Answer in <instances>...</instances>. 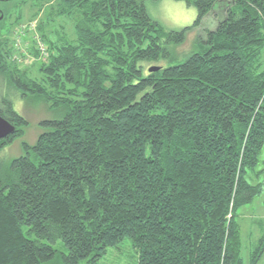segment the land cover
I'll return each instance as SVG.
<instances>
[{
    "label": "trees",
    "instance_id": "1",
    "mask_svg": "<svg viewBox=\"0 0 264 264\" xmlns=\"http://www.w3.org/2000/svg\"><path fill=\"white\" fill-rule=\"evenodd\" d=\"M176 1L198 15L168 32L145 0L4 1L31 20L47 9L36 76L15 60L22 15L1 9L0 76L58 116L0 165V264H100L126 240L138 264H246L241 210L264 192V0ZM0 115L17 127L1 153L29 122L7 99ZM261 231L249 264L264 257Z\"/></svg>",
    "mask_w": 264,
    "mask_h": 264
},
{
    "label": "rangeland",
    "instance_id": "2",
    "mask_svg": "<svg viewBox=\"0 0 264 264\" xmlns=\"http://www.w3.org/2000/svg\"><path fill=\"white\" fill-rule=\"evenodd\" d=\"M0 1H3V3H0V9L11 13L9 17L10 19L12 17L11 22H14L17 17L22 15V19L24 20V22H20L21 24L24 23L22 28L20 26H15L16 32L14 41H16V47L19 52L16 53L15 60H17L20 67L24 68L25 71H28L32 76H36L39 74L38 66L41 59L45 56V54H42L45 52H42V49L43 47L46 48V44L42 39V34L38 30V24L39 19L43 18L44 12L47 9L44 11L41 10L38 18L31 20V16L36 11L35 9L32 10L23 5H15L16 2L6 3L4 2L6 0ZM30 4L32 3L29 2L28 5L30 6ZM145 5L150 16L159 22L166 32L181 30L187 26L193 25L198 15L197 8L195 6H188L184 1L145 0ZM54 20L53 24L56 26L57 33L60 32L64 34V32H66L70 39L75 38L74 21L65 17L54 18ZM206 27L209 29L213 26L210 25ZM10 30H12V28H10ZM1 31L0 34L6 35V29ZM47 31L51 38L55 37L52 30L48 29ZM198 35L199 29L188 35L184 45L176 48V53L179 58H183L192 50L194 41ZM33 47H35L41 56L37 57L34 55L35 51ZM151 65L156 64H148L147 67ZM6 99L10 100L14 109L28 120L29 125L25 129V136L23 138L17 139L12 145L6 147L0 153V165L2 169L6 168L12 159L22 154L21 144L23 141L31 145L35 144L39 135L44 130L43 126H41L42 121L58 116L57 112L51 111L45 102L32 97L24 98L5 77L3 78L0 76V104ZM262 158L264 159V154ZM241 214L243 238L242 257L245 263L249 264L250 253L253 250V246L262 235L261 223H264V192L252 204L243 207ZM54 246L60 253L68 252L62 241H57ZM138 261L139 255L133 249L131 242L126 240L119 248L109 249L107 255L100 261V264H138ZM51 264H62V262L59 260ZM260 264H264V257Z\"/></svg>",
    "mask_w": 264,
    "mask_h": 264
},
{
    "label": "water",
    "instance_id": "3",
    "mask_svg": "<svg viewBox=\"0 0 264 264\" xmlns=\"http://www.w3.org/2000/svg\"><path fill=\"white\" fill-rule=\"evenodd\" d=\"M4 18V13L0 9V21ZM160 67L152 66L150 72L158 71ZM17 132V127L9 122L6 118L0 115V141L14 135Z\"/></svg>",
    "mask_w": 264,
    "mask_h": 264
},
{
    "label": "built area",
    "instance_id": "4",
    "mask_svg": "<svg viewBox=\"0 0 264 264\" xmlns=\"http://www.w3.org/2000/svg\"><path fill=\"white\" fill-rule=\"evenodd\" d=\"M43 51L46 52V48H45V47H43L42 52H43ZM45 52H43V54H46Z\"/></svg>",
    "mask_w": 264,
    "mask_h": 264
}]
</instances>
